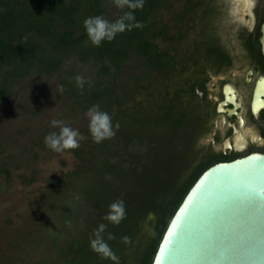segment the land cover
Listing matches in <instances>:
<instances>
[{
  "label": "rangeland",
  "instance_id": "obj_1",
  "mask_svg": "<svg viewBox=\"0 0 264 264\" xmlns=\"http://www.w3.org/2000/svg\"><path fill=\"white\" fill-rule=\"evenodd\" d=\"M186 3L187 0H159L151 18L153 30L164 29L167 35H173L184 29ZM121 13L114 4L107 6L108 20L115 21ZM152 42L161 51L172 50L167 39L156 37ZM98 71L99 66L92 61L83 64L70 58L52 76L39 75L33 70L16 80L9 95L0 102V264H32L53 260L57 255L52 237L48 236L56 231L52 225L60 220L54 210L44 207L43 192L52 177L64 179L67 172L81 163L71 151L60 154L45 146L44 137L59 131L51 127L52 119L64 120L67 126L78 129L87 137L81 145L88 144V120L84 113L91 106L99 105L106 111L110 99L127 94L130 99L125 100L124 106L147 105L151 112L160 98L181 85L176 74L163 83L158 81L146 59L136 54L124 62L118 73L99 76ZM77 75L85 78L82 89L76 86ZM61 86L63 92L58 91ZM105 86L113 94L92 102L91 92ZM181 109L184 107H177ZM138 131L146 140L145 155L136 153L131 165L126 157L120 162L127 183L115 188L126 209H132L137 217L132 220L134 242L145 241L153 234L155 217L149 218L153 213L143 210L157 205L162 195L168 194L210 155L203 141L209 128L193 108L187 109L184 123L177 131L162 124L148 125ZM116 134L115 149L127 153L121 141L122 132ZM80 223H76L75 230L84 228V223ZM73 230L68 224L64 234ZM127 264L139 263L130 258Z\"/></svg>",
  "mask_w": 264,
  "mask_h": 264
},
{
  "label": "trees",
  "instance_id": "obj_2",
  "mask_svg": "<svg viewBox=\"0 0 264 264\" xmlns=\"http://www.w3.org/2000/svg\"><path fill=\"white\" fill-rule=\"evenodd\" d=\"M109 4H113V0H0V102L9 95L16 80L33 70L39 75L52 76L70 58L83 64L92 61L99 66L100 76L118 73L124 62L136 54L161 74L157 80L163 83L171 72L172 63L166 51L159 50L152 40L171 37L164 29L153 30L151 18L159 0H144L143 9L135 11L136 21L143 23V28L118 34L113 41H104L100 47L85 43L88 38L84 20L97 15L108 20ZM124 11L127 9L122 10L120 16ZM111 94L113 90L105 86L100 91L94 89L89 98L93 102ZM127 99H130L127 94L115 95L106 104L113 125L119 123L116 133L122 132L121 141L127 153L115 149L114 139L96 144L89 135L88 144L71 151L80 166L67 172L64 179L52 177L48 182L47 190L43 192V205L54 210L60 220L52 225L56 231L48 236L52 237L57 255L53 260L32 264H113L90 250L89 239L100 224H107L102 217L107 213L108 205L119 199L115 188L127 183V174L120 162L126 157L131 165L136 153L144 154L146 140L138 129L162 124L177 131L186 116L185 108L177 110L181 106L178 93H166L151 112H148L147 105L124 106ZM214 163V160L200 162L168 194L162 195L157 205L143 210L152 212L155 217L153 234L147 240L133 241L132 220L137 217L132 209H126V218L118 226L107 224L104 239L118 257V264H127L130 258L139 264H151L168 221L182 198L197 177ZM137 216L139 220L140 213ZM79 221L84 223L83 229L86 230L77 227L75 230ZM68 224L74 230L65 235ZM109 234L114 239L109 240ZM124 236L131 242L122 243Z\"/></svg>",
  "mask_w": 264,
  "mask_h": 264
},
{
  "label": "flooded vegetation",
  "instance_id": "obj_3",
  "mask_svg": "<svg viewBox=\"0 0 264 264\" xmlns=\"http://www.w3.org/2000/svg\"><path fill=\"white\" fill-rule=\"evenodd\" d=\"M183 14L185 28L167 35L172 69L166 81L180 77L171 94L178 93L185 111L193 108L209 128L204 160L262 153L264 0H187Z\"/></svg>",
  "mask_w": 264,
  "mask_h": 264
},
{
  "label": "water",
  "instance_id": "obj_4",
  "mask_svg": "<svg viewBox=\"0 0 264 264\" xmlns=\"http://www.w3.org/2000/svg\"><path fill=\"white\" fill-rule=\"evenodd\" d=\"M252 189H264V151L206 168L168 221L151 264H264V200ZM193 248L202 254L194 257Z\"/></svg>",
  "mask_w": 264,
  "mask_h": 264
},
{
  "label": "clouds",
  "instance_id": "obj_5",
  "mask_svg": "<svg viewBox=\"0 0 264 264\" xmlns=\"http://www.w3.org/2000/svg\"><path fill=\"white\" fill-rule=\"evenodd\" d=\"M113 4L120 10L127 9L115 21H109L103 16H90L83 22V27L86 31L87 41L94 47H100L104 41H113L118 34L125 31H131L134 28H143L141 22L136 21L134 15L136 10H142L144 0H113ZM261 54H264V45L261 46ZM76 86L83 88L85 78L77 75L74 78ZM59 92H63V87H59ZM84 117L88 120V132L91 140L96 143H102L105 140L113 139L116 135V130L119 129V123L113 125L112 116L108 112L101 110L99 105L91 106L85 113ZM51 127L58 129V132H50L44 137L45 146L55 153H65L78 149L81 146V141L87 137L82 135L78 129L66 125L64 120L52 119ZM126 218V206L122 199H117L108 205L107 213L102 217L107 224L119 225ZM107 224H100L93 231L89 239L90 250L96 253L101 259L110 260L113 264H118V257L112 251L110 245L104 239V232ZM108 239H114L109 234ZM121 242L128 244L130 238L124 236Z\"/></svg>",
  "mask_w": 264,
  "mask_h": 264
},
{
  "label": "snow or ice",
  "instance_id": "obj_6",
  "mask_svg": "<svg viewBox=\"0 0 264 264\" xmlns=\"http://www.w3.org/2000/svg\"><path fill=\"white\" fill-rule=\"evenodd\" d=\"M251 191L255 197H257L260 200H264V189H261L260 191H256V189H252ZM192 253H193L194 257H197V256L202 254V250L200 248H193ZM210 254H211V252H209V255ZM220 255H221V257H223L224 253L221 252ZM247 255L249 258L255 256L256 255V248L254 246H250L247 250Z\"/></svg>",
  "mask_w": 264,
  "mask_h": 264
}]
</instances>
